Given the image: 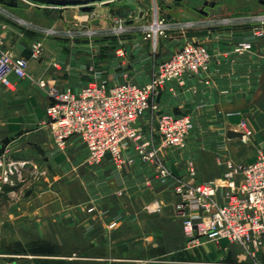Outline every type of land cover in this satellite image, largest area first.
Segmentation results:
<instances>
[{"label": "crops", "instance_id": "1", "mask_svg": "<svg viewBox=\"0 0 264 264\" xmlns=\"http://www.w3.org/2000/svg\"><path fill=\"white\" fill-rule=\"evenodd\" d=\"M146 1L120 2L137 8L128 19L113 14L111 35L69 41L30 26L43 28L34 22L45 18L48 7H13L0 0V48L29 62L26 79L12 76L9 86L0 84V157L27 163L25 171L45 173L25 199L23 209L29 211L19 216L16 201L23 188L5 186L0 194V236L28 249L19 253L27 255L19 264H264L263 252L248 258L237 245L228 247L226 239L200 238L198 245L190 244L172 186L157 181L154 166L132 147L124 151L121 167L109 155L94 164L77 137L61 151L46 125L51 88L77 93L93 81L144 86L159 63L192 42L211 53L208 70L167 82L152 99L160 113L193 117L185 148L161 149L170 171L184 175L191 162L197 182L220 183L226 170L221 161L231 159L230 149L239 142L257 144L252 159L264 149V5L260 0H217L206 10L164 7L157 19L168 22L166 29L148 37L144 19L151 7L144 8ZM153 7L160 14L163 4ZM182 23L191 25L175 26ZM35 41L43 45L39 59L31 58ZM244 43L251 49L238 52ZM149 117L146 112L136 123L147 136ZM229 131L244 138L229 139ZM9 206L14 208L7 219L12 226L5 228L3 213ZM41 244L44 252L37 251Z\"/></svg>", "mask_w": 264, "mask_h": 264}, {"label": "built area", "instance_id": "2", "mask_svg": "<svg viewBox=\"0 0 264 264\" xmlns=\"http://www.w3.org/2000/svg\"><path fill=\"white\" fill-rule=\"evenodd\" d=\"M190 25L175 24L181 28ZM165 29L166 25L156 20L145 31L148 37H156ZM117 31L123 29L120 27ZM45 33L55 35L52 30ZM251 47L250 43H244L237 51L243 53ZM42 53V42L35 41L31 58L39 59ZM210 61L211 53L205 46L187 42L169 59L159 63L152 80L144 86L130 81L118 84L93 81L77 93L51 88L46 123L61 151L66 149L71 138L77 137L84 143L89 161L94 164H100L109 155L114 164L121 167L124 151L132 147L144 163L154 166L157 181L172 186L179 199L177 214L190 244L198 245L200 238L209 242L226 239L256 258L264 249V149L243 165L228 163L230 168L224 172L220 183L197 182L196 169L191 162L184 175H175L161 155L162 148H185L194 122L190 114L160 113L152 99L167 82L181 80L185 74L198 76L206 72ZM28 66L27 59L15 58L0 48L1 85L9 86L12 76L18 81L26 79ZM38 86L44 89L45 81L38 82ZM146 112L150 113L149 136L136 125ZM18 169L16 162L7 163L0 157V192L5 186L15 185L13 175ZM222 188L225 189L223 193Z\"/></svg>", "mask_w": 264, "mask_h": 264}, {"label": "rangeland", "instance_id": "3", "mask_svg": "<svg viewBox=\"0 0 264 264\" xmlns=\"http://www.w3.org/2000/svg\"><path fill=\"white\" fill-rule=\"evenodd\" d=\"M6 3H8L10 6L16 7L18 5L20 8H26L31 7V3L25 0H4ZM208 1L211 3H214V1L217 0H147L144 4V8L146 10L149 9L148 15L145 17V20H148V22L145 23V25L152 26L156 20L162 21L163 24H168L165 20L157 19V17H160L161 14L165 12V9L171 8H177L182 7L184 5L190 6L191 8H195L198 10L204 9L206 10V7L204 6V3ZM154 2H157V4H163V7L159 12L157 11L156 7L154 6ZM41 6H39L40 8ZM165 7V9H164ZM43 9V8H40ZM3 11V10H1ZM39 11V10H38ZM6 13V12H5ZM44 16L41 21L34 22L37 25H42V27L36 28L33 25H30L31 27L37 29L38 31L42 30V32H46L47 30H52L55 32V34H62L68 37L69 41L76 40L78 38H86V40H92L89 37L96 36L98 33H106L108 35H111L114 31L111 30L110 27H113L116 23L115 17L113 13L110 12V10L103 6H98L95 12L91 13H85L80 11L77 7H66V8H44ZM167 17V16H166ZM161 18V17H160ZM168 18V17H167ZM183 24V23H182ZM187 24V23H184ZM104 29V30H103ZM106 29V30H105ZM113 31V32H112ZM46 34V33H45ZM56 39V38H52ZM46 125L50 128V126L46 123ZM51 130V129H50ZM249 130V129H248ZM256 143L253 141L247 140V141H241L239 142V145L236 148L230 149L231 159L229 160H222V163H225V167L227 171L230 167H228V163H231L234 166H240L243 165L249 161H252V157L254 155V149L256 147ZM232 151V152H231ZM251 158V159H250ZM18 165V171H16V174L13 175V181L15 183V187L19 186L23 188V191L21 193V197L19 200L16 201V215L23 214V211L26 212L29 211V207L26 206L25 208V199L28 198L29 194L32 191L33 185L35 182H37L40 178L44 177L45 173L41 171H35L32 169V172L25 171V166L27 163L23 162H16ZM31 167V166H30ZM240 176L237 177V180L239 181ZM225 189L222 188L223 193ZM3 191L0 192L2 194ZM27 203V202H26ZM13 207L9 206L6 208V211L3 213L5 222L1 226H5V228L12 226V224H9L7 219L9 215L12 214ZM12 211V212H11ZM89 212L93 211V208L88 210ZM114 225H112L113 227ZM229 245H236L232 244L228 241ZM237 247L243 249L241 246L237 245ZM40 248V250H39ZM38 252H44V245L41 244L37 247ZM244 250V249H243ZM28 249H25V247L21 246L20 244H11L6 238H3L0 236V264L4 263H10V264H19L21 263V260H24V256L27 255H20L21 253H27ZM263 252L264 249H262L259 253ZM20 253V254H19ZM246 253V252H245ZM259 253H257V257L259 256ZM247 257L252 256L247 254Z\"/></svg>", "mask_w": 264, "mask_h": 264}, {"label": "water", "instance_id": "4", "mask_svg": "<svg viewBox=\"0 0 264 264\" xmlns=\"http://www.w3.org/2000/svg\"><path fill=\"white\" fill-rule=\"evenodd\" d=\"M32 4L41 7L50 8H66V7H77L80 11L85 13L95 12L98 6L106 7L111 13L122 19H128L131 13L136 10L137 6L133 3H122L128 0H26ZM264 5V0H260ZM212 6L213 3L206 1L204 6ZM228 138H244V134L235 131L228 132Z\"/></svg>", "mask_w": 264, "mask_h": 264}, {"label": "bare ground", "instance_id": "5", "mask_svg": "<svg viewBox=\"0 0 264 264\" xmlns=\"http://www.w3.org/2000/svg\"><path fill=\"white\" fill-rule=\"evenodd\" d=\"M155 28L157 29V28H158V26H155Z\"/></svg>", "mask_w": 264, "mask_h": 264}]
</instances>
